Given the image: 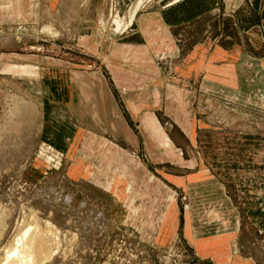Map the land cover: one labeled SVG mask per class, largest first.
<instances>
[{"label":"rangeland","instance_id":"374dc122","mask_svg":"<svg viewBox=\"0 0 264 264\" xmlns=\"http://www.w3.org/2000/svg\"><path fill=\"white\" fill-rule=\"evenodd\" d=\"M136 2L0 0V264L37 216L60 234L44 264H264V96L203 90L184 64L200 44L263 58L264 0H141L108 39ZM73 76L108 79L105 135L70 126L95 111L63 104ZM61 181L76 214L40 207Z\"/></svg>","mask_w":264,"mask_h":264},{"label":"crops","instance_id":"0c3cea01","mask_svg":"<svg viewBox=\"0 0 264 264\" xmlns=\"http://www.w3.org/2000/svg\"><path fill=\"white\" fill-rule=\"evenodd\" d=\"M119 25L120 24L118 23L116 27L117 29L121 28ZM172 28L174 27L170 26V29ZM170 31L172 32V30ZM123 47V44L112 42L110 45H108L107 49H111L112 51L116 50L119 52L123 50ZM205 49V45L200 44L193 49V52L196 54H190L188 59L187 57L184 59V64L189 66L194 63L197 67L198 76L196 82L201 89L211 91L215 94L222 93L223 91L225 93L233 94L234 96H239V98H242L246 92L257 90L264 96V79H261L264 78V56L263 58L255 59L248 57L245 52H242L240 55L235 57V55L230 51H223L222 48L218 47V45L216 46L213 44L209 45L206 50ZM207 50H212V55L208 54ZM248 73H250V77H247ZM59 83L69 85H85L84 91L83 89L77 87L76 90L79 91H75L74 93H72L73 90L69 91V96H67V92H60L64 98L63 104L67 103L71 105L73 96L80 94L79 97L81 102L79 103V106L82 110H85V108L89 106H95V111L91 110L90 114H88V119L86 118V113L68 116L67 119L69 120L70 126L74 128L76 133L82 132V137H84L85 133L87 137H90L89 135H94L93 133L105 135L104 133L106 132L108 126V114L104 110L106 109L107 103H104L105 105L103 106V101L106 102L109 99L108 79L102 76H73L68 77L67 81L63 79L61 81L60 79ZM93 84H99L100 91L104 90V93L103 91L101 92L100 98L97 96L95 97L96 92L93 95V92L96 90L94 87H92ZM102 85H104V87ZM85 93H89L91 95L89 102H85ZM98 99H100V106L99 102H97L99 101ZM39 106L43 121L46 107L45 104H39ZM67 119H65L64 122H66ZM147 125L149 128H152L151 126L154 125V119H149ZM59 140L70 146L73 139L71 136H64L60 137ZM163 141L166 142L165 139ZM50 145L56 147L54 142L50 143Z\"/></svg>","mask_w":264,"mask_h":264},{"label":"bare ground","instance_id":"6f19581e","mask_svg":"<svg viewBox=\"0 0 264 264\" xmlns=\"http://www.w3.org/2000/svg\"><path fill=\"white\" fill-rule=\"evenodd\" d=\"M140 1L141 0H137V2L133 5V7H132V9H131V11L129 13L128 20L123 22V25H122V27L120 29L126 28V27H128L131 24V22L133 20V17H134V15H135V13H136V11L138 9ZM114 22H115V25H116V20ZM120 29H119V31H120ZM25 104L26 103H24V102L22 103V105H25ZM27 108H29V107H27ZM33 108H35V110H36V107H33ZM34 131H35V129L32 132H34ZM31 149H33V147H30L28 149V151H26V155H25L26 156V160L30 159V157L27 158V155L29 154ZM31 155H32V153H31ZM22 158H23V156L21 157V159ZM26 160H25L24 164L26 163ZM18 163H20V164L18 165V167H17L18 169L16 171H14L10 175H4V177H3L4 181L2 183L3 184H7L8 183L6 185V187L4 186L6 188L5 191H8L7 190V188H8L9 192H11L14 189L13 188L14 185H15L14 184L15 183L14 180L17 179V178H20L21 175L23 174V171H24V168H25L26 165H24V164L22 165L21 164L22 160L18 161ZM47 178H48L47 180L50 181V177L48 176ZM63 185H64V181L63 182L61 181V186L59 185L61 188L56 190L58 192L57 193H53V192L49 193L48 198L45 199V201L47 200L50 203L49 207L46 206V207L43 208V209H45V208L49 209V210H45L46 212L47 211L50 212L53 209L59 210V212L61 211L60 213L65 212V211L70 212L71 210H72L71 212L74 213V214H76L78 212L77 208L76 209L75 208L71 209L70 204H68L72 200L73 196H71V195L63 196V194H62L63 193L62 191H64V186ZM46 188L48 189V191H55V190H52V188L50 187V184L46 185ZM10 200H12V199H10ZM45 201H44V203H42L40 205V207L45 206V204H47V201H46V203H45ZM67 207L68 208L70 207V208L67 209ZM49 212H47V213L50 214ZM34 213H36V212H34ZM37 213H38L37 215H39V212H37ZM42 213H43V211H42ZM35 216H36V214H34V216H31V217L35 218ZM31 220L32 219H30V221H28L27 223H29V222L31 223ZM33 221L34 222H32V223H34V224L32 226H27L26 225L27 228H25L26 226L23 225V227L25 226L24 227L25 229H22L20 232L18 230L19 235L16 234V235H18V236H16L17 238L12 240L13 241L12 242L13 243L12 246H10L11 244L9 245V243H8L9 247L7 246L8 248L6 249V251L4 253L6 256H4L5 257L4 258L5 262L3 261L4 262L3 264H44V263H47V261H49V259L51 258V254L55 250H57V248H55V247L54 248H49L50 247V245H49V247L47 246L48 247L47 248L46 245H45L46 243H49V241H50V243H51V241L52 242H54V241L56 242L57 234L60 235L58 233L57 227L54 226L50 221L46 220L45 218L39 217V216H37L35 219H33ZM27 223H25V224H27ZM59 230H61V229H59ZM64 231L66 232V230H64ZM55 244L56 243L51 244V245L54 246ZM58 244H59V242H58ZM58 246H61V245H58ZM53 256L54 255H52V257ZM74 264H76V263H74Z\"/></svg>","mask_w":264,"mask_h":264},{"label":"water","instance_id":"95a60500","mask_svg":"<svg viewBox=\"0 0 264 264\" xmlns=\"http://www.w3.org/2000/svg\"><path fill=\"white\" fill-rule=\"evenodd\" d=\"M113 28V27H112ZM127 30V27L126 28H122L120 31L116 32L115 34H110L108 33L107 34V38L108 39H111V40H115V39H118L120 38L124 32Z\"/></svg>","mask_w":264,"mask_h":264}]
</instances>
